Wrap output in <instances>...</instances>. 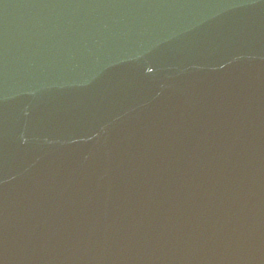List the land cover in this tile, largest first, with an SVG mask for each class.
<instances>
[{
  "label": "water",
  "instance_id": "1",
  "mask_svg": "<svg viewBox=\"0 0 264 264\" xmlns=\"http://www.w3.org/2000/svg\"><path fill=\"white\" fill-rule=\"evenodd\" d=\"M0 264H264V0H0Z\"/></svg>",
  "mask_w": 264,
  "mask_h": 264
}]
</instances>
